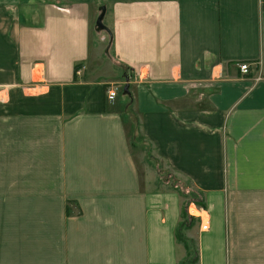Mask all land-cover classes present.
<instances>
[{
	"label": "crops",
	"instance_id": "crops-1",
	"mask_svg": "<svg viewBox=\"0 0 264 264\" xmlns=\"http://www.w3.org/2000/svg\"><path fill=\"white\" fill-rule=\"evenodd\" d=\"M190 192L194 264H264V0H0V264H183Z\"/></svg>",
	"mask_w": 264,
	"mask_h": 264
},
{
	"label": "rangeland",
	"instance_id": "rangeland-1",
	"mask_svg": "<svg viewBox=\"0 0 264 264\" xmlns=\"http://www.w3.org/2000/svg\"><path fill=\"white\" fill-rule=\"evenodd\" d=\"M102 34V33H101ZM106 37H104V40H102V44H106ZM103 48L104 47H102V49H101V51H103ZM105 50L106 49H104V53L102 54V57H103V59L105 60V62H109V61H111V58H110V56H106V54H105ZM115 81L116 82H113V84L115 85V87H117L118 88V91L121 89V86H122V82H121V80H120V78L119 77H117V79H115ZM145 154V153H144ZM148 158V157H147ZM149 161V159H147V161L145 162L146 163V165L147 166H152L151 164L152 163H149L148 162ZM148 167V168H149ZM153 167V166H152ZM156 170V171H155ZM148 178H149V180H153V183L154 184H156V186H158V188H160V187H163V188H168V187H170L171 185L169 184V182H167V181H165V179L164 178H166L165 177V175L164 174H161V173H159L158 172V170L156 169V168H154V169H152L149 173H148ZM151 181H149L150 183H151ZM171 183V182H170ZM172 184V183H171ZM189 198H191V197H189ZM186 200L187 201H183V205H184V203H186V202H189V203H194V205L195 206H198L197 204L198 203H195V201L194 200H188L187 198H186ZM188 203V204H189ZM188 207V205H186V208ZM199 207V206H198ZM185 208V209H186ZM192 209H194V207L192 206L191 207V210ZM184 213H185V216L187 215V212H186V210H184ZM206 215V214H205ZM207 216V215H206ZM187 217H188V215H187ZM186 219V224H188V223H190V221H189V218H185ZM182 236L184 237V240H186L185 242L187 243V245L189 246V249H190V253H191V255H190V257H189V259H186V261L183 263V264H189V263H191L192 262V260H193V256H194V245H193V241H190V240H188L187 238H186V234H185V232L184 231H182Z\"/></svg>",
	"mask_w": 264,
	"mask_h": 264
},
{
	"label": "built area",
	"instance_id": "built-area-1",
	"mask_svg": "<svg viewBox=\"0 0 264 264\" xmlns=\"http://www.w3.org/2000/svg\"><path fill=\"white\" fill-rule=\"evenodd\" d=\"M239 71L242 73V74H246L247 71H248V66L247 64H241L239 65ZM116 95H117V90L116 88H108L106 90V95H105V98H106V101H108L109 103H113L115 98H116ZM194 207L195 210L197 211V213L195 214L194 211L191 210V207ZM186 212H187V215L192 218V219H196L198 220V224H199V228L201 231H206L208 229V219L206 222H204V219H202V214L205 213L204 209H202L201 207H198V206H195L193 204L189 205L187 208H186Z\"/></svg>",
	"mask_w": 264,
	"mask_h": 264
},
{
	"label": "trees",
	"instance_id": "trees-1",
	"mask_svg": "<svg viewBox=\"0 0 264 264\" xmlns=\"http://www.w3.org/2000/svg\"><path fill=\"white\" fill-rule=\"evenodd\" d=\"M109 36H110V38L112 37L111 34H109ZM77 68L78 67H76L75 69H77ZM131 143L132 144L134 143L133 138H131ZM149 158H151V157L149 156ZM189 195H190L191 199L194 200L195 203H198L197 205L202 208V204H201V201H200L201 200V195L197 194V193H192V192H190ZM183 217H184L183 218V222L180 224V226L178 228V231H177V240L183 245L184 249L186 250V254H187L186 259H189L191 253H190L189 246L185 242L186 240H184V237L182 236V231H185L186 228H187L186 219L185 218H190V217L189 216L187 217V215L185 216V213L183 214ZM190 219H192V218H190ZM196 261H197V254H196V251L194 250L193 260L189 264H194Z\"/></svg>",
	"mask_w": 264,
	"mask_h": 264
},
{
	"label": "water",
	"instance_id": "water-1",
	"mask_svg": "<svg viewBox=\"0 0 264 264\" xmlns=\"http://www.w3.org/2000/svg\"><path fill=\"white\" fill-rule=\"evenodd\" d=\"M104 15H105V7L101 6L99 8V14L95 21V28L97 31H105L109 34V30L103 24ZM125 81L127 82V78L125 79ZM127 88H128V84L126 83L124 85L123 92H127Z\"/></svg>",
	"mask_w": 264,
	"mask_h": 264
},
{
	"label": "bare ground",
	"instance_id": "bare-ground-1",
	"mask_svg": "<svg viewBox=\"0 0 264 264\" xmlns=\"http://www.w3.org/2000/svg\"><path fill=\"white\" fill-rule=\"evenodd\" d=\"M192 211H194L195 214L197 213V211L195 210V208L192 209ZM197 215H198V213H197ZM201 216H202V219H204V222H206L208 218H207V216L205 215V213H203ZM207 230H208V229H207ZM207 230H206V231H207ZM203 232H204V231H203Z\"/></svg>",
	"mask_w": 264,
	"mask_h": 264
}]
</instances>
